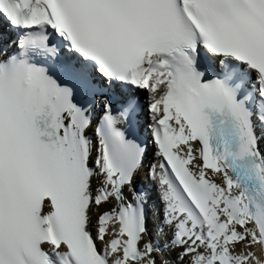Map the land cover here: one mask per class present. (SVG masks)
Here are the masks:
<instances>
[{
	"label": "snow or ice",
	"instance_id": "6c2138e0",
	"mask_svg": "<svg viewBox=\"0 0 264 264\" xmlns=\"http://www.w3.org/2000/svg\"><path fill=\"white\" fill-rule=\"evenodd\" d=\"M0 264H264V0H0Z\"/></svg>",
	"mask_w": 264,
	"mask_h": 264
},
{
	"label": "rangeland",
	"instance_id": "374dc122",
	"mask_svg": "<svg viewBox=\"0 0 264 264\" xmlns=\"http://www.w3.org/2000/svg\"><path fill=\"white\" fill-rule=\"evenodd\" d=\"M144 181H145V184H146V182H147V176L145 175V176H143V177H141ZM144 183V182H143Z\"/></svg>",
	"mask_w": 264,
	"mask_h": 264
},
{
	"label": "bare ground",
	"instance_id": "6f19581e",
	"mask_svg": "<svg viewBox=\"0 0 264 264\" xmlns=\"http://www.w3.org/2000/svg\"><path fill=\"white\" fill-rule=\"evenodd\" d=\"M139 182H140V183L142 182L141 178L139 179ZM144 183H145V182H144ZM148 183H149V180H148ZM137 187H139V185H138ZM152 187H155V186L152 185Z\"/></svg>",
	"mask_w": 264,
	"mask_h": 264
}]
</instances>
